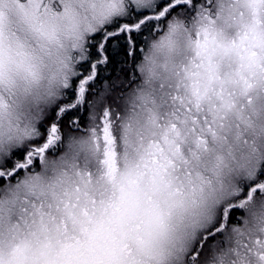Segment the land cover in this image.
I'll list each match as a JSON object with an SVG mask.
<instances>
[{"label": "clouds", "instance_id": "1", "mask_svg": "<svg viewBox=\"0 0 264 264\" xmlns=\"http://www.w3.org/2000/svg\"><path fill=\"white\" fill-rule=\"evenodd\" d=\"M110 2L0 0V166L31 149L68 100L64 77L75 80L81 71L76 38L82 35L89 47L96 33L135 7L132 0H115L125 12L99 23ZM219 2L214 0V23H194L181 13L184 29L170 42H162L170 21L148 34L142 51L124 66L127 75L118 70V79L93 88V99L80 110L82 124L62 125L61 139L42 162L0 185V254L7 258L27 242L33 264H61L66 246L86 244L93 231L108 226L130 180L141 178V189L153 195V178L163 177L180 191L153 196L175 207L168 237L151 240L165 258L149 264H193V250L204 253L199 264H264V194L230 215L211 243L204 239L218 220L224 223L222 209L239 204L245 187L264 182V112L255 131L236 115L246 106L241 44L252 19L243 8L218 19ZM222 2L226 8L236 4ZM259 96L264 105V88ZM232 102L236 108L228 111ZM105 109L111 113V175L104 163ZM209 125L225 138L209 135Z\"/></svg>", "mask_w": 264, "mask_h": 264}, {"label": "snow or ice", "instance_id": "2", "mask_svg": "<svg viewBox=\"0 0 264 264\" xmlns=\"http://www.w3.org/2000/svg\"><path fill=\"white\" fill-rule=\"evenodd\" d=\"M132 3L135 5L132 12L125 19L96 33L89 47H84L82 35L76 38L74 46L79 50V66L83 71L79 72L75 80H70L65 75L63 86L70 89L68 100L54 113L44 136L34 141L31 149L15 153L14 159L6 160L4 165L0 166V185L8 178L15 179L18 175L30 171L34 163L42 162L45 154L61 139L62 125L79 127L83 122L80 116L81 107L93 99V88L101 80L104 83L112 81L113 76L117 77L118 70L127 75L124 66L142 51L141 41L147 39L151 32H159L162 23L170 21L169 31L162 38V42H170L177 31L184 29V18L181 13L190 17L194 23L203 24L205 21L214 23L212 19L214 0H158L155 4L153 0H132ZM241 8L249 14L252 23L247 26L241 44L242 59L248 73L247 76H241L242 95L246 98V106L241 104L236 115L246 128L255 131L256 121L264 112V105H261L259 96V90L264 88V0H236L235 5H229L227 8L221 0L215 6V15L218 19L223 18L225 14L234 15ZM124 12V5H118L115 0H111L106 12L99 18V23L112 15ZM201 31L205 36L204 43L207 44L208 27H202ZM225 106L228 111L236 108L234 102L226 103ZM0 107L3 105L0 104ZM103 117L101 124L106 145L105 155L109 157L104 163L108 165V174L111 175L113 169L110 111L105 109ZM220 127L222 130L223 125ZM208 134L214 139L225 138L221 137L212 125L208 126ZM201 143L203 149L207 151V139L202 138ZM244 143L249 142L244 140ZM248 171L251 173L253 169L250 167ZM140 179L134 178L129 181L128 187L122 192L120 203L115 206L110 216L108 226L101 225L93 231L86 244L65 247L61 264H149L150 261H162L165 258L163 249H154L151 240H164L168 237L170 230L168 219L175 205L162 204L153 196L168 191L171 198L180 190L173 189L163 177H154L151 188L153 195H148L141 189ZM260 181H264V173L260 175ZM261 194H264V182L253 181L251 186L245 187L239 204L223 208L221 219L224 223L218 220L215 233L211 237L205 236L204 239L211 243L217 235L223 233L224 224L230 222V215H234L238 208H243L254 195ZM199 247L205 251L207 249L206 244ZM30 251V244L22 242L7 258L0 254V264H33ZM203 254V251L193 250L191 256L193 264H199ZM261 259L264 260V257Z\"/></svg>", "mask_w": 264, "mask_h": 264}, {"label": "rangeland", "instance_id": "3", "mask_svg": "<svg viewBox=\"0 0 264 264\" xmlns=\"http://www.w3.org/2000/svg\"><path fill=\"white\" fill-rule=\"evenodd\" d=\"M114 77H115V76H113V77H112V79H113ZM103 84H104V81H103V83H102V84H100V85H103Z\"/></svg>", "mask_w": 264, "mask_h": 264}, {"label": "trees", "instance_id": "4", "mask_svg": "<svg viewBox=\"0 0 264 264\" xmlns=\"http://www.w3.org/2000/svg\"><path fill=\"white\" fill-rule=\"evenodd\" d=\"M143 45V40L141 41V44H140V46H142Z\"/></svg>", "mask_w": 264, "mask_h": 264}]
</instances>
